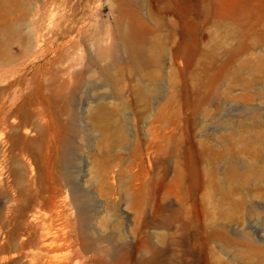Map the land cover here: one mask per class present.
I'll use <instances>...</instances> for the list:
<instances>
[{
	"label": "rangeland",
	"instance_id": "1",
	"mask_svg": "<svg viewBox=\"0 0 264 264\" xmlns=\"http://www.w3.org/2000/svg\"><path fill=\"white\" fill-rule=\"evenodd\" d=\"M235 2L0 0L31 129L0 121V264H264V0Z\"/></svg>",
	"mask_w": 264,
	"mask_h": 264
},
{
	"label": "bare ground",
	"instance_id": "2",
	"mask_svg": "<svg viewBox=\"0 0 264 264\" xmlns=\"http://www.w3.org/2000/svg\"><path fill=\"white\" fill-rule=\"evenodd\" d=\"M240 1H243V0H240ZM235 2V0H223V3H224V5H226V6H228L229 8L232 6V4ZM236 3V2H235ZM239 3V2H238ZM241 4V3H240ZM234 5V4H233ZM245 10V8L244 7H242V9H241V13H243V11ZM231 17V16H230ZM236 20H239L238 21V23H239V25L242 27V26H244L245 24H244V22L243 21H241V19H240V15L239 14H237V16H236ZM187 29L189 30L190 29V27H188L187 26ZM189 47H186V50L189 52ZM29 83V82H28ZM3 85V84H2ZM4 89V88H3ZM5 97V96H4ZM13 104V103H12ZM13 106L14 105H12L11 107H10V109H8V110H6L5 109V106H4V104H1L0 105V113H2L3 115H2V118L0 119V121H2L3 123H6V121L8 120V118H11V120L12 121H15V122H17L19 125H24V127H25V130L26 131H30L31 129L28 127V125H26V123L27 122H29L28 121V116H21L22 115V113H20L19 112V110L21 109V106L19 105V106H17L16 107V109H13ZM25 110V109H24ZM27 112V111H26ZM21 114V115H20ZM25 114V113H24ZM33 116V115H32ZM30 125V124H29ZM170 222V219L169 218H167V217H163L161 220H160V222H159V225L161 226V225H165V224H168Z\"/></svg>",
	"mask_w": 264,
	"mask_h": 264
}]
</instances>
